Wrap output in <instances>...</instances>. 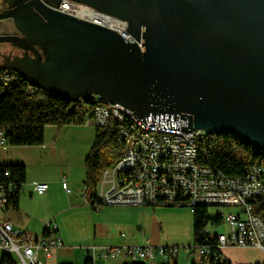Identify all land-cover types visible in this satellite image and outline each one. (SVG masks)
<instances>
[{"label":"water","instance_id":"water-1","mask_svg":"<svg viewBox=\"0 0 264 264\" xmlns=\"http://www.w3.org/2000/svg\"><path fill=\"white\" fill-rule=\"evenodd\" d=\"M59 1L2 0L0 19L22 35L0 43L25 52L2 54L0 69L71 101L118 102L145 126L231 133L264 150V0H76L127 21L135 41Z\"/></svg>","mask_w":264,"mask_h":264},{"label":"built area","instance_id":"built-area-1","mask_svg":"<svg viewBox=\"0 0 264 264\" xmlns=\"http://www.w3.org/2000/svg\"><path fill=\"white\" fill-rule=\"evenodd\" d=\"M55 9L118 32L126 41L135 39L128 32V22L111 14L101 12L86 3L76 0H60ZM25 80L14 70L0 69V82L6 86ZM32 87V84H29ZM93 115L88 121L105 126L110 119L119 122L118 140L123 146V154L111 168L105 169L95 189L85 187L84 197L97 210L104 206H163L188 207L194 213L199 205H221L235 207L222 217L230 227V232L204 234L214 241V245L193 246L200 256H214L224 260L223 250L229 246L259 248L264 251V220L253 213L252 201L264 193V163L252 162L246 174L230 176L222 171L199 163L198 140L204 130H179L164 128L162 124L145 126L131 110L118 102L98 101ZM0 144L7 141L0 131ZM10 177V171L4 172ZM65 190L71 188L65 178ZM49 183L34 184L39 195L45 194ZM23 191V185L3 178L0 174V250L15 256L17 264H43L39 257L43 251L51 257L55 249L64 245L56 222L45 224L44 232L34 237L22 229L15 228L7 219L10 197ZM93 255L101 258L127 257L134 261L161 257L176 259L179 248L168 245H123L92 246Z\"/></svg>","mask_w":264,"mask_h":264},{"label":"crops","instance_id":"crops-1","mask_svg":"<svg viewBox=\"0 0 264 264\" xmlns=\"http://www.w3.org/2000/svg\"><path fill=\"white\" fill-rule=\"evenodd\" d=\"M4 7L7 5H3L0 0V9ZM17 26L15 19H0V35L21 36L22 30ZM38 48L45 62V50L43 47ZM10 52L11 60H14L16 55L23 57L25 50L10 43H0V65H5L4 60H6L2 54L9 56ZM29 55L36 59L32 51H29ZM95 138L96 125L88 121L83 125L46 126L45 141L41 145L0 144V165L24 164L27 169L19 207L17 210L8 209L7 219L15 228L22 229L34 237L41 235L45 230L46 222L52 220L57 223L58 232L63 238L64 245L55 249L51 257L40 251L39 257L43 264H206L194 250H190L183 258L179 254L176 259L164 260L157 257L144 262L127 257L105 259L93 255L92 246L114 247L147 243L168 245L163 242L166 234L165 219L175 214L172 210L161 208L163 206L150 205L140 209L117 205L114 206L116 215L104 211L106 207L113 206L95 209L84 197L85 162L95 144ZM63 178L71 188L69 193L62 184ZM41 182L49 183V189L43 195L37 194L34 190V184ZM84 210L87 213H84ZM238 210L236 208L234 212ZM81 212L86 216L83 222L80 221ZM141 215L149 220L143 222ZM190 222L194 231V218L192 221L189 219ZM222 223L225 222L213 225L218 227ZM213 233L218 234L216 231ZM0 251L2 258L4 252ZM194 255H199L201 260L193 259Z\"/></svg>","mask_w":264,"mask_h":264},{"label":"trees","instance_id":"trees-1","mask_svg":"<svg viewBox=\"0 0 264 264\" xmlns=\"http://www.w3.org/2000/svg\"><path fill=\"white\" fill-rule=\"evenodd\" d=\"M21 80L14 85L6 86L0 82V131L7 144L13 146H35L45 141V128L48 125L58 127L65 125H83L93 115L97 104L96 97L89 100L71 101L67 98L46 92ZM119 122L110 119L105 126L96 125L95 144L86 159V181L88 190L95 189L102 172L113 167L123 154V146L118 140ZM199 163L212 166L230 176L246 174L252 162L264 163V150L256 148L231 133L205 134L198 140ZM9 170L10 177L4 172ZM27 169L24 164L0 165L3 178L23 185ZM20 193L10 197L9 209H18ZM253 213L264 220V193L254 199ZM194 245H214V241L204 232L210 223L220 224L223 219L209 216V206L199 205L193 213ZM207 233V232H206ZM196 252V251H195ZM206 264H232L226 257L215 260L210 256H201ZM0 264H17L15 256L4 252Z\"/></svg>","mask_w":264,"mask_h":264},{"label":"rangeland","instance_id":"rangeland-1","mask_svg":"<svg viewBox=\"0 0 264 264\" xmlns=\"http://www.w3.org/2000/svg\"><path fill=\"white\" fill-rule=\"evenodd\" d=\"M141 207L143 206H132L133 209H138V208L140 209ZM161 208L172 210L175 212V214H171L170 216H168V218L165 219L166 234L163 242H166V244H168L169 246L178 247L180 257L183 258L187 253H189L190 250H192L191 247L194 246L193 225L192 222L189 223V219L190 221H192L193 219L192 212L188 207H172V208L161 207ZM104 211H106L105 213L107 214L110 213L116 215V213L114 212V206L106 207ZM234 211H236V208L233 207L221 206V205L209 206V216L212 219H215L218 216L223 217L224 215ZM83 212L80 213L81 222H83L84 218L86 217L84 213H87L86 211L84 213ZM140 217H142L143 222H147L149 220L146 219L144 215H141ZM208 230H210L212 233L213 231H216L217 233L228 234L230 232V227L228 226L227 223H222L218 227H214V225L210 223L208 226ZM223 254L227 256V258L232 264H264V251L259 248H240V247L229 246L223 250ZM1 255L2 252L0 251V258ZM194 258L197 261L201 260L199 255H194L193 259Z\"/></svg>","mask_w":264,"mask_h":264}]
</instances>
